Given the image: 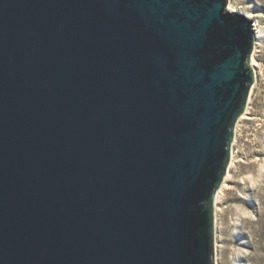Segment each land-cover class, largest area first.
<instances>
[{"label": "water", "instance_id": "water-1", "mask_svg": "<svg viewBox=\"0 0 264 264\" xmlns=\"http://www.w3.org/2000/svg\"><path fill=\"white\" fill-rule=\"evenodd\" d=\"M227 3L0 0V264H216L255 81Z\"/></svg>", "mask_w": 264, "mask_h": 264}, {"label": "rangeland", "instance_id": "rangeland-1", "mask_svg": "<svg viewBox=\"0 0 264 264\" xmlns=\"http://www.w3.org/2000/svg\"><path fill=\"white\" fill-rule=\"evenodd\" d=\"M230 7L251 18L258 35L251 98L235 125L230 176L216 202L215 260L264 264V0H230Z\"/></svg>", "mask_w": 264, "mask_h": 264}, {"label": "bare ground", "instance_id": "bare-ground-1", "mask_svg": "<svg viewBox=\"0 0 264 264\" xmlns=\"http://www.w3.org/2000/svg\"><path fill=\"white\" fill-rule=\"evenodd\" d=\"M228 8H229V10L230 11H232V12H234L235 10H232V8L230 7V0H229V3H228ZM249 18V17H248ZM251 19V18H250ZM253 30H254V32H255V36L257 37V35H258V32H257V29H256V27H255V25H253ZM256 44H255V48L257 47L256 45H257V42H255ZM254 48V49H255ZM251 60H252V58H251ZM251 66L253 67V69H254V71H255V63L253 62V60H252V64H251ZM250 98H251V91H250V95H249V100H250ZM249 102V101H248ZM247 106H248V104H247ZM247 109V108H246ZM245 112H246V110H245ZM244 112V113H245ZM236 137V134H234V138ZM233 143V142H232ZM233 156H234V148H233V146H231V158H230V163H231V165H232V160H233ZM229 163V164H230ZM230 165V166H231ZM229 169H230V167L228 166V169H227V173H226V177L224 178L225 180H227L228 178H229V176H230V171H229ZM224 180V181H225ZM223 186V185H222ZM221 186V187H222ZM221 190H222V188L219 190V191H217V195H216V200H215V202H214V204H215V209H218L217 208V206H216V202H217V198H218V195H219V193L221 192ZM217 219V218H216ZM215 225H217V224H215Z\"/></svg>", "mask_w": 264, "mask_h": 264}]
</instances>
